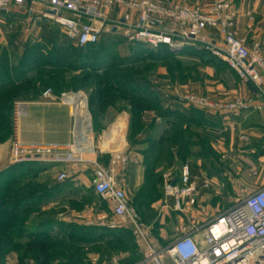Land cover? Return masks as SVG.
Listing matches in <instances>:
<instances>
[{"label":"rangeland","instance_id":"1","mask_svg":"<svg viewBox=\"0 0 264 264\" xmlns=\"http://www.w3.org/2000/svg\"><path fill=\"white\" fill-rule=\"evenodd\" d=\"M207 1L197 0L192 6ZM11 22H0L1 74L15 73L30 47L34 48V52L42 49L49 51L56 39L65 46L70 45L62 28L55 24L34 19H24L19 23ZM236 36L241 40H252L247 36L245 39L241 38L237 30ZM256 44L259 43H254L251 50ZM34 45L41 47L36 48ZM76 54L78 53L75 52ZM78 56L80 75L78 77L74 72L75 77L69 81L71 84L73 82L74 88H70L69 92H83L88 98L90 109V105L91 108L94 106L93 96L96 90L94 86L107 89L105 100H102V95L98 92L95 97V104L101 108L97 118H93L96 133L114 124L120 115H127L128 156L133 152L131 156L134 159L137 151L139 154L148 153L153 146L154 136L172 135L175 128L183 125L185 121L181 114L195 108L184 104L181 98L185 94L189 93L221 104L254 97L250 87L244 84L226 63L195 48L175 52L148 46L139 49L127 43L122 37L114 36L103 37L100 47ZM262 57L264 58L263 54ZM37 78L31 79L32 84L37 82ZM21 88L23 87L20 86ZM128 91L142 96L149 93L153 95L150 94V100L142 103L125 96L124 92ZM30 97L28 94H18L12 102V109L16 102L34 100ZM139 104L146 107L140 113L137 112ZM202 111L201 116L208 118L209 125H213L211 120L216 121L219 116L227 118L234 115ZM165 113L169 118L164 116ZM159 116L163 117V120H158L160 121L158 128L154 129V121L159 119ZM169 120L175 122L173 127L168 126ZM11 121L12 111L9 116L10 129ZM208 130V148L203 152L202 158L186 157L188 155L185 154L186 133L181 129L182 137H178L176 141V158L170 156L171 159L170 157L167 159L166 155V158H161L160 166L154 161L158 168L154 174H147L144 186L139 191L133 188L125 189L131 207L141 226L147 231L148 241L157 250L170 245L182 235L184 229L202 225L264 185V146H257L255 143L253 147L249 144L250 147L246 148L247 152L244 155L236 152L227 153L220 148L223 137H219V131L212 127ZM237 134L242 141L244 136ZM140 137L143 140L138 143ZM217 140L221 144H217ZM98 141L99 138L96 137L95 144L100 153L101 146ZM253 150L255 154H250ZM97 161L106 170L112 171L120 184L128 163L126 165L114 163L109 155L102 156L101 153L98 154ZM37 164L51 166L56 163ZM185 165L203 170L205 181H198V193L177 207L175 200L165 195L162 185L158 186L152 182L153 179L161 178L163 173L170 169H175L172 171L179 173ZM64 172L68 175V180L65 183L57 181L61 187L57 192H52L47 197L43 196L42 200L32 201L34 208L30 210L31 212L25 213L27 217L21 218L25 219L24 221L19 222V226H25L23 230L25 234H20L22 237L18 238L15 246L6 244L4 233L7 227H0V264H23L25 260L23 258L31 257L32 252L37 251V246H34L30 250V255L26 253V243L31 239L26 235L39 233H48L52 239H59L58 241L64 239L60 243L67 246L71 254H75L74 260L61 253L46 255L49 258L45 264H143L146 251L134 230L114 217L109 202L94 193V196L89 194L92 192L89 182L90 169L86 167L81 178L75 181L71 169L67 168ZM75 232H80L82 235L80 239H69L70 234ZM125 232H128L129 236L122 238L125 237ZM25 264L38 263L31 257Z\"/></svg>","mask_w":264,"mask_h":264},{"label":"built area","instance_id":"2","mask_svg":"<svg viewBox=\"0 0 264 264\" xmlns=\"http://www.w3.org/2000/svg\"><path fill=\"white\" fill-rule=\"evenodd\" d=\"M54 12V13H51ZM239 11L233 0H208L187 6L169 0H0V22L31 18L62 28L76 46L85 48L103 37L120 36L131 45L167 48L170 52L195 48L222 62L251 87L255 96L228 104L185 94L184 104L226 114L264 112V58L261 46L251 50L236 36ZM41 99L49 105L66 108L72 119L71 143L65 147L28 145L22 140V127L29 103L16 102L12 109L9 137L10 164L82 162L91 172V188L106 200L114 217L131 227L146 251L143 264H264V185L228 210L202 225L182 231V235L162 250L148 241L147 231L131 207L125 189L96 158V133L89 101L83 92L56 95L46 89ZM129 117L120 115L100 135V150L111 154L114 163L126 165V132ZM245 139V137H243ZM162 187L167 197L180 207L194 197L199 184L189 165L179 173H163ZM68 179L61 173L59 182Z\"/></svg>","mask_w":264,"mask_h":264},{"label":"trees","instance_id":"3","mask_svg":"<svg viewBox=\"0 0 264 264\" xmlns=\"http://www.w3.org/2000/svg\"><path fill=\"white\" fill-rule=\"evenodd\" d=\"M57 40L58 39L55 40L54 46L49 51L42 49L39 50V52H34V48L30 47L25 52V58H23V60L19 63V67L15 73H0V144L5 143L10 137L11 129L9 127V116L12 111V102L18 94H28L31 96L30 99L35 100L48 88H51L56 95L69 92L70 88H74L73 82L72 84L69 83V81L75 77L74 72H76L78 77L80 75L81 66L80 56H78V54L101 46V42L97 45L85 48H80L73 43L69 46H59L56 42ZM34 47L40 48L41 46L34 45ZM135 47L139 49L144 48L142 45H135ZM163 49L170 52L165 47H163ZM74 51L78 53L76 54L77 56ZM34 77H38L37 82L32 84L31 79ZM20 86L23 88L20 89ZM94 87L96 89L93 96L94 106L91 108L90 105V112L92 114V118H97L101 108H98L95 104V97L98 92L102 95V100H105L107 89H102L100 87L96 88V86ZM124 93L125 96L139 100L142 103L149 101L151 94H144L145 96H142L141 94L135 92L128 91L127 93ZM139 105L140 106L137 107L138 113L146 108L142 104ZM191 111L192 114L197 115V117L200 115L199 111L193 109ZM176 114L177 113L175 112L174 115ZM181 115H183L182 117L185 122H191V120H193L191 119V116L188 117L185 114ZM164 116H168L169 118L167 113H165ZM182 126L183 125L180 127L178 126V128L174 129V132L172 131L171 137L174 140L173 143H171L169 135H163L164 137L161 139L160 143L153 141V146L150 147L148 153L146 152L143 154L146 162L147 174L150 175L156 172L158 166L161 165V158H166L168 156L167 159H169V149L173 145L177 144L174 142L177 141L178 137H182ZM154 161L158 164V166L154 163ZM50 167V165L37 163H23L9 167L0 173V227H7L4 237L8 246H15L18 238L22 237L20 234H25V231H23L25 230V226H19V222H22V220L24 221L25 219L21 220V218L27 217L25 216V213H28L34 208L32 201H36L38 199L42 200L43 196L47 197L48 194L57 192L61 188L59 184H56L51 189H48L46 186L40 184L38 180L40 174L48 170ZM70 227L75 228V226ZM81 236L80 232H75L70 234L69 239H80ZM128 236V232H125V237L122 238H126ZM26 237L29 239L31 238L29 242L26 243V253L30 255V250L34 246H37V251L32 252L30 256L34 258L38 264H45L46 260L49 258L46 255L49 254L58 255L61 253L64 256H69V259L74 260L75 258V254H71L67 246L65 247L60 243L61 241L63 242L64 239H60L61 241H58L59 239H52L48 233H39L38 235L30 234L26 235ZM38 247L40 249H38ZM31 257L23 258L25 260L22 263L25 264L31 259Z\"/></svg>","mask_w":264,"mask_h":264},{"label":"crops","instance_id":"4","mask_svg":"<svg viewBox=\"0 0 264 264\" xmlns=\"http://www.w3.org/2000/svg\"><path fill=\"white\" fill-rule=\"evenodd\" d=\"M172 3H182L184 5H194L196 4L197 0H169ZM204 1V0H202ZM235 3L236 8L239 11L238 20L236 24V30L238 35L241 38H247L251 37V41L246 40V44L249 49H251L254 45V43H259L261 46V52L264 56V0H233ZM202 3V2H201ZM199 4V3H198ZM24 19H30L31 18H18L17 20H13L11 23H14V21H18L17 23L23 21ZM69 43L72 44L73 42L69 40ZM59 46H65L64 44H61L59 40L56 41ZM74 44V43H73ZM252 90V95L255 96L254 90L250 87ZM42 95V94H41ZM41 95L32 101H27L29 103V113L28 117L25 120L24 123V131L22 135V140L25 144L28 145H47V146H59V147H65L71 143V123L72 119L69 115V112L66 108L57 106V105H49L42 101ZM192 108V107H191ZM196 111L203 112L202 110H197L193 108ZM190 111V112H189ZM184 112L186 116H191V122L186 121L183 123L182 128L184 129V132L186 133V140L187 143L186 146V157L187 158H202V154L205 151V149L208 148V140H209V128H216L219 131V137H223V143L220 146L221 149L226 150L227 153L236 152L239 154H246L247 150L246 148L250 147L249 144L253 145L255 147V143L257 146H264V112H255V113H239L230 115L229 117H221L215 121L211 120L210 122L213 123V125H209L208 118H202L201 113L196 117L197 115H193L192 111L189 110ZM196 117V118H195ZM159 119H156L153 124V128L157 129L160 121L163 120L162 117H158ZM165 121V120H164ZM215 121V122H213ZM166 124V123H165ZM175 125L174 121L168 122L169 127H173ZM94 130H95V124H94ZM105 129H101L98 131L99 133H96V137H100L101 133ZM237 133H240L241 136L243 135L245 139L242 141L239 139V136ZM237 134V135H236ZM163 135L154 136V141L157 143H160L161 139L163 138ZM217 137V138H219ZM169 138L171 140V143H173V139L171 135H169ZM143 140L142 137L139 138L138 143H141ZM100 142V138L99 141ZM176 143V141L174 142ZM217 144H221L217 140ZM97 145V144H96ZM126 154L128 158V164L125 168V171L122 174V179L120 182V186L123 189L127 188H133L135 191H139L143 186L144 182L146 181L147 176V168H146V162L143 154H139L137 151L135 153L136 159H134L131 155H133V152H130L129 154V143L126 138ZM218 147V146H217ZM219 148V147H218ZM10 143L9 139L3 143L0 144V173L6 170L9 167H12L10 164ZM100 150V149H99ZM101 151V150H100ZM177 146L176 144L173 145L169 149V155L172 158H176L177 156ZM101 155L110 156L111 154H103L100 152ZM98 147H97V153L96 156H87V158L94 159L98 157ZM250 154H255L254 150L250 152ZM86 166L84 163L76 161L72 163H57L51 165L48 170L42 172L39 177L40 184L46 186L48 189L53 188L56 184L64 183L59 182L56 177L60 176L61 173H65L64 170L69 168L73 171V180H77L78 178H81V175H83L82 172L85 171ZM182 169V168H181ZM175 169H170L168 171H172ZM191 175L194 180L205 181V174L203 170H199L196 168H191ZM165 171V172H168ZM164 172V173H165ZM180 172V170H179ZM57 177V178H58ZM56 180V182H55ZM68 180V179H67ZM66 180V181H67ZM91 180V177L89 179V182ZM57 181L59 183H57ZM65 181V182H66ZM153 184H156L158 186L162 185V178L160 179H153ZM91 185V183H90ZM92 189H90L91 191ZM90 195L94 196L93 190L92 192H89ZM153 204V203H152ZM154 204L152 205V209H154ZM229 208L226 207V209ZM63 219V217H62ZM64 221V220H62ZM76 221H73L75 223ZM78 223V222H76Z\"/></svg>","mask_w":264,"mask_h":264},{"label":"water","instance_id":"5","mask_svg":"<svg viewBox=\"0 0 264 264\" xmlns=\"http://www.w3.org/2000/svg\"><path fill=\"white\" fill-rule=\"evenodd\" d=\"M51 13H54V12L51 11Z\"/></svg>","mask_w":264,"mask_h":264}]
</instances>
